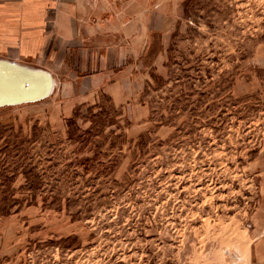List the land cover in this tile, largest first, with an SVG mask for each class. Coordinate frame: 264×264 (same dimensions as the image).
<instances>
[{
    "label": "rangeland",
    "instance_id": "374dc122",
    "mask_svg": "<svg viewBox=\"0 0 264 264\" xmlns=\"http://www.w3.org/2000/svg\"><path fill=\"white\" fill-rule=\"evenodd\" d=\"M122 1L126 103L0 108V264H264V0Z\"/></svg>",
    "mask_w": 264,
    "mask_h": 264
},
{
    "label": "crops",
    "instance_id": "0c3cea01",
    "mask_svg": "<svg viewBox=\"0 0 264 264\" xmlns=\"http://www.w3.org/2000/svg\"><path fill=\"white\" fill-rule=\"evenodd\" d=\"M126 4L0 0V58L51 73L57 85L76 89L81 103L102 95L117 105L126 103L125 79L132 69L143 70L140 58L147 47L140 29H132L131 17L116 13Z\"/></svg>",
    "mask_w": 264,
    "mask_h": 264
},
{
    "label": "water",
    "instance_id": "95a60500",
    "mask_svg": "<svg viewBox=\"0 0 264 264\" xmlns=\"http://www.w3.org/2000/svg\"><path fill=\"white\" fill-rule=\"evenodd\" d=\"M53 90L51 73L0 60V108L46 100Z\"/></svg>",
    "mask_w": 264,
    "mask_h": 264
},
{
    "label": "trees",
    "instance_id": "16d2710c",
    "mask_svg": "<svg viewBox=\"0 0 264 264\" xmlns=\"http://www.w3.org/2000/svg\"><path fill=\"white\" fill-rule=\"evenodd\" d=\"M154 71L155 72H150L151 79L155 83H157L159 86H161L162 84H165V77L163 75H159V74L156 73V71H158L157 68ZM164 123H168V122H164Z\"/></svg>",
    "mask_w": 264,
    "mask_h": 264
}]
</instances>
